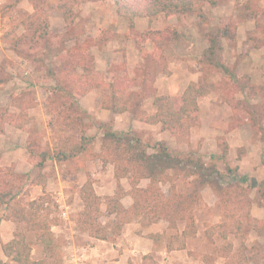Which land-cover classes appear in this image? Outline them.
Returning <instances> with one entry per match:
<instances>
[{"label": "rangeland", "instance_id": "1", "mask_svg": "<svg viewBox=\"0 0 264 264\" xmlns=\"http://www.w3.org/2000/svg\"><path fill=\"white\" fill-rule=\"evenodd\" d=\"M249 4L253 12L247 11ZM203 9L204 20L194 13L138 17L132 31L112 0H0V176L4 177L0 190L12 191L0 199L4 220L0 250L3 243L21 238L31 259L45 264H118L120 258L122 264H136L139 260L128 259L120 250L123 229L109 241L81 226L84 204L79 190L88 181L96 182L90 170L74 172L73 164L64 163L58 168L52 157L42 156V151L53 155L60 137L80 142L82 129L92 137L83 143L94 157L89 160L104 158V168L116 169L114 156L128 151L133 161L118 165L122 171L132 169L131 183L141 173H157L155 187L160 191L152 190L151 203L165 212L162 216L174 220L170 227L178 243L184 233L186 237L197 231L195 215L204 207L200 191L206 185L220 198L217 209L226 219L207 226L209 240L217 231L222 236L240 232L244 238L253 229L264 236V219L251 216L252 201L264 203V0H218L216 5L203 3ZM225 26L236 31L235 39L222 36ZM168 27L176 30V38L161 53L151 39H140L142 32ZM215 35L221 48L211 60L206 53ZM89 69L98 75L93 83L99 84L88 90ZM115 82L136 91L131 104L146 114L156 111L157 94L179 98L190 84L205 88L198 98V122L188 136L177 138L161 124L135 120L128 112L130 121L107 122L124 142L139 140L130 142L129 148L119 142L108 147L99 116L100 109L111 104ZM250 84L263 88L252 93ZM58 107L64 113L80 114L84 124L60 122ZM18 123L23 126L17 127ZM160 140L169 154H157L148 146ZM31 146L37 149L35 155L30 154ZM143 151L147 159L140 157ZM93 165L101 166L97 161ZM166 170L182 175L169 197L159 184L170 178ZM123 193L117 186L116 193L105 199H119ZM6 202L15 206L8 209ZM93 212L113 235L123 214L116 216L105 205L100 213ZM188 214L194 226H187ZM16 216L23 222L12 221L11 227L7 220ZM177 219L185 220L181 235L182 222ZM38 228L54 234L53 246L37 236ZM221 246L227 253L232 244L227 239ZM261 247L264 239L253 246L254 251ZM244 249L241 245L240 261ZM206 256L209 263L214 260L213 254ZM146 257L145 264H160L151 254Z\"/></svg>", "mask_w": 264, "mask_h": 264}, {"label": "trees", "instance_id": "2", "mask_svg": "<svg viewBox=\"0 0 264 264\" xmlns=\"http://www.w3.org/2000/svg\"><path fill=\"white\" fill-rule=\"evenodd\" d=\"M88 1H99V0H88ZM116 4V10L118 14L127 19L129 23V27L132 31H134L136 26V19L138 17H154L159 14H165L167 16L173 15H181V14H196L203 20L207 18V15L203 9V3L208 2L211 5H216L218 0H112ZM247 11H252L251 4L247 5ZM257 12H254L256 14ZM222 36H229L235 39L236 31H230V29L225 26L222 29ZM176 30L170 27L163 30H147L140 34V39L146 40L151 39L155 43L156 52L161 53L163 48L174 38H176ZM221 48L219 36L215 35L210 38V47L207 50L206 55L211 60L216 57L218 50ZM76 49H69V53L74 52ZM89 73L85 76L90 77L89 81L91 82L87 89H91L96 83L93 81L97 80L98 75L94 74L93 69H89ZM75 72V71H74ZM99 84V82L97 83ZM96 84V85H97ZM251 92H255L257 88H263V86H258L256 84H250ZM206 93V89L202 87H197L194 84H190L186 90L182 93L179 98L171 97L170 95H159L157 94L154 97V103L156 111L152 114L143 113L141 108H133L131 104L132 99L137 94L136 91L128 90L126 87L122 85H118L117 82L113 85L112 90V100L110 105H104L105 108L112 111L113 114H122V113H132L133 118L135 120L143 121L149 124H158L162 125L163 130H172L174 135L179 138L181 136L189 135L191 132V128L198 122V98L200 95ZM76 109L77 106L73 105ZM58 114L60 118V122H64L67 124L74 125L77 123L84 124V118L80 114L75 115L74 113H64L60 107H58ZM85 113V111H82ZM86 114V113H85ZM77 121V122H75ZM79 122H81L79 124ZM23 126L22 123H18L19 128ZM100 126L105 129L104 136H106V146L111 147L113 143H121L127 148L132 147L130 142H135L139 140V137L132 139L129 142H124V139L121 135L115 131L111 124L107 121L101 122ZM63 130H66L64 128ZM86 129H82V134L80 137V142L75 139H65L64 137H60V146L54 150L53 155H47L44 151H42L43 155L46 157H54L60 163H66V165L73 164L75 169H80L84 167L85 161L88 159H93L94 157H90V153L85 149L83 143L85 141L92 139V137H88L86 135ZM124 134V133H123ZM63 140V141H61ZM149 147H153L157 149V154H169L168 147L166 146L165 141L160 140L157 141L154 145H148ZM32 150L30 154L35 155L37 153V149L33 146L29 147ZM228 152V147L224 149V153ZM40 154V153H39ZM140 157L143 159H147L149 156L146 151L140 154ZM115 164H116V178L120 180L122 177H129V173L132 169H126L125 171L120 170L119 163L127 162L131 163L134 157L128 151L122 152L121 155L114 156ZM103 162L106 160L103 158ZM43 165V164H42ZM72 166V165H71ZM3 170V169H0ZM10 171L11 169H7ZM157 173L152 170V172L148 174H139L137 179L132 181V191L135 196V203L131 209H126L120 201V198H106L103 200L102 196L98 195L96 190L93 187V183L88 181L85 185L80 188V197L83 200L84 209L79 213L81 215V226L87 229L94 237L102 240L112 241L117 234L121 233L124 224L135 218L136 216L143 213L145 208L150 207V212L158 215L164 214V211H157V207H151V192L152 190L160 191L157 187H155L157 182ZM148 176L151 178L150 185L146 188L138 187L139 179L141 177ZM4 181V177L0 176V188ZM43 185L45 183L42 182ZM261 186H264V180L261 182ZM156 188V189H155ZM118 189L123 190L121 184L118 182ZM11 189L0 190V199L3 200L11 195ZM162 194V193H160ZM264 194V191H263ZM162 196V195H161ZM114 202L115 205H110L111 202ZM8 206V209L13 208L14 204H10L8 202L5 203ZM106 206L109 212L112 214H123L121 217V223L114 231L113 235H111L110 227L108 224H103L98 222L96 218H94V210L100 213V209L102 206ZM117 207L119 208L117 210ZM155 207V208H154ZM131 214L130 216L127 214ZM183 218V217H182ZM187 218L190 222L187 226L191 224L194 226V218L191 214H188ZM12 219L17 225L22 224L23 220L18 218L17 216ZM153 219V218H152ZM2 218L0 217V223ZM171 224H174V220H170ZM194 232V231H193ZM37 236L40 237L44 243L46 242L47 246L51 247L54 245L55 236L51 231L42 232L40 228L36 231ZM185 235V233H184ZM25 246V241L21 238H15L10 242L3 243V250L5 255L9 258V261H5L0 258V264H12L10 261L24 263V264H45L46 261L43 260H32L30 257V251H24L23 247Z\"/></svg>", "mask_w": 264, "mask_h": 264}, {"label": "crops", "instance_id": "3", "mask_svg": "<svg viewBox=\"0 0 264 264\" xmlns=\"http://www.w3.org/2000/svg\"><path fill=\"white\" fill-rule=\"evenodd\" d=\"M100 110L99 118L104 121L111 120L112 118H114L116 122H119L123 118L130 121V118H132L130 113L113 114L112 111L107 108ZM156 125H160V123ZM232 134H236V131ZM53 159L56 167L59 168L60 166H58V163L60 162L54 157ZM94 161L100 163L101 166H96V168L93 167ZM65 165L66 163L63 164V166ZM110 167L107 169L104 168L103 161L97 158L96 160L88 159L85 161L84 167L80 169L72 167V170H74V172L75 170L80 171L84 168L88 171L90 170L91 175L96 178V182L93 183L95 190L98 195L103 197V200H105V196H111L116 193L118 182H120L124 189V193L120 196V201L126 209H131L136 199L132 191L130 179L126 176L118 180L116 178V169L114 167L111 169ZM131 173L132 172H130L129 175ZM165 173L169 174L170 178L167 180H160L159 184L162 187V192L165 196H168L171 187L174 185L173 183L177 182V179L182 175L178 177V174L174 173L173 170L170 172L166 170ZM175 174L176 178H172ZM150 183L151 178L145 176L140 179L138 187L146 189ZM41 185L43 186V184ZM176 189L179 190L178 185ZM214 192V189L209 185L204 186L200 191L204 207L200 209V213H196L195 215L197 231L194 235H188L186 237L182 235L184 240L178 243L174 240V233H172L173 231L170 227L171 218L168 216L155 215L150 212V207H148L147 209L145 208L143 213L124 224L120 235V242H122L120 250H122V253L125 254L128 259L131 258L135 260L139 258L138 261L136 260V264H145V261H147L146 259L149 258L146 256L149 254L154 256L160 264H264V248L261 247L256 251H254L253 248L256 242H263L264 236L253 229L244 233V238H242L240 232L237 234L235 232H230L226 236H222L221 233L217 231L212 233L213 240H209V233L206 232L207 226L220 224L226 220L223 218L224 214L217 209L220 198ZM152 206H156V204L152 202L151 207ZM251 216L264 219V203L261 205L256 201H252ZM3 221L4 220L0 223V229L2 228ZM7 221L8 223L10 222L12 227L13 220L8 219ZM177 221H180V223L182 222V226L180 227L181 235L185 228V220L177 219ZM227 239L231 241L232 246L226 253L221 245L223 242H226ZM241 245L245 246L244 259L242 261L239 260L241 256ZM207 254L214 255V260H212L211 263L206 259ZM0 258L9 261V258L4 253L3 247L0 250ZM10 262L15 264L14 261ZM121 262H123V258L116 261L118 264H122Z\"/></svg>", "mask_w": 264, "mask_h": 264}]
</instances>
